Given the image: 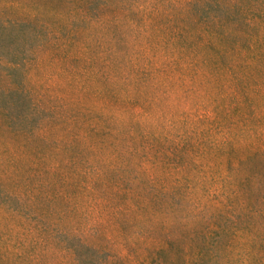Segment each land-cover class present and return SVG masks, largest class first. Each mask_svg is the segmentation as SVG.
<instances>
[{"label": "trees", "instance_id": "trees-1", "mask_svg": "<svg viewBox=\"0 0 264 264\" xmlns=\"http://www.w3.org/2000/svg\"><path fill=\"white\" fill-rule=\"evenodd\" d=\"M3 217L76 264H264V0H0Z\"/></svg>", "mask_w": 264, "mask_h": 264}, {"label": "rangeland", "instance_id": "rangeland-1", "mask_svg": "<svg viewBox=\"0 0 264 264\" xmlns=\"http://www.w3.org/2000/svg\"><path fill=\"white\" fill-rule=\"evenodd\" d=\"M65 77L66 75L63 73H55L54 80L51 81V85L48 86L47 91L53 93L52 89L58 86L64 88L66 85ZM90 98L87 95L83 100L88 104L91 102ZM108 108L111 110L114 108V105H109ZM25 226L28 225H21V223L10 219L5 220L4 217L0 218V264H76L73 262L71 256L63 255L60 252L61 247L53 245V243H51L50 251L45 254L41 251L43 246L33 244V242L30 243V238L25 239L23 244L17 245L19 234ZM106 247H109V245ZM85 254L87 256H84L89 257L94 263L101 262V256L97 253L86 252Z\"/></svg>", "mask_w": 264, "mask_h": 264}]
</instances>
